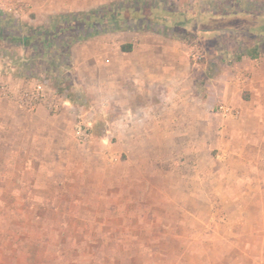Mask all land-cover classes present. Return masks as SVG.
<instances>
[{"label":"rangeland","instance_id":"rangeland-1","mask_svg":"<svg viewBox=\"0 0 264 264\" xmlns=\"http://www.w3.org/2000/svg\"><path fill=\"white\" fill-rule=\"evenodd\" d=\"M220 2L0 0V13L21 35L54 15L134 8L119 12L117 27L109 26L114 30L71 46L66 99L56 92L57 82L49 73L19 78L31 51L0 42V126L21 127L13 136L8 133L14 137V150L0 133V264H134L133 252L139 247L129 240L142 233L149 237L157 222L165 225L168 203L184 200L177 193H264V118H240V109H225L219 96L226 78L246 71L236 60L239 53L255 47L259 57L264 56V36L240 28L244 22L233 19L221 27L217 23L214 38L207 40L204 30L209 28L201 18L214 7L222 8ZM229 5L234 12L237 5ZM259 26L263 33L264 21ZM171 39L179 46L175 59L159 52V44H171ZM216 44L225 52H210ZM125 45L131 52L123 56ZM167 57L172 72L171 67L162 71L171 76L159 75V91L147 101H133L131 92L137 87L129 65L144 61L154 74L156 65H167ZM219 58L226 59L224 67ZM114 80L122 92L119 102L110 99ZM38 86L43 101L32 110L20 107L17 97L35 94ZM238 93L247 95L248 111L258 105L259 92L254 101L250 91ZM39 107L43 113L37 120L62 127V134L49 136L43 127L33 133L37 120L32 116ZM5 112L14 116L1 118ZM78 116L87 125L84 142L74 135ZM225 126L237 129L229 146L236 147L234 156L241 164L234 160L220 166V151L205 150ZM191 127L193 132H187ZM52 137L58 149L49 147ZM36 156L47 160L41 166L18 164L20 157L32 161ZM139 223L146 228L141 230Z\"/></svg>","mask_w":264,"mask_h":264},{"label":"crops","instance_id":"crops-1","mask_svg":"<svg viewBox=\"0 0 264 264\" xmlns=\"http://www.w3.org/2000/svg\"><path fill=\"white\" fill-rule=\"evenodd\" d=\"M222 1L224 2L222 8L220 7L218 9V7H214L213 11L208 10L204 12L202 16L203 19L201 18L203 24H207L208 27H206L209 28L204 30V34L209 36H207V40L211 41L212 38H214L213 28L216 27L215 25L217 23H219V27H221V24L226 25V22L230 23L232 22L230 20L233 19H240L244 22L240 28H247V30L249 29L252 33L257 31V35L264 36V30L262 31L263 33H259V22L260 20L264 21V0H249L246 3L244 2L245 0H242L243 3L241 4L238 3L240 0H233V2L236 1L237 3L221 0L219 3L220 6ZM229 4L237 5L234 12L230 11ZM241 6L245 8L242 9ZM251 35L254 36V34ZM174 36L177 37V34H171L172 39H174ZM219 37L221 38L220 35ZM172 39L171 44L170 42L167 44L165 43L166 45H164V42L160 43L159 52L172 54V58L175 59L178 55L179 46L175 44ZM216 46L219 47V44H216L210 52L216 55L217 53L225 52L222 45H220L219 49H217ZM252 48L248 49V51L246 50V52L244 50L245 53H242V55L247 54V52L253 53L255 47ZM129 52H123V56ZM239 55L241 54L239 53ZM165 59H167V65H156L157 67L155 66V69H153L155 70L154 74L148 73V68L144 61L137 60L129 65V75H132L133 85L137 87V89L135 88L131 92L133 101H147L148 98L151 97L153 91H159V75L171 76L167 73L163 74V67H171L167 69L172 72L170 59H168V57ZM219 59V65L224 67L226 59ZM236 60H238L239 63L242 62L240 67L245 68L246 71H241L236 78L230 80L229 77L228 79L225 76L223 77L224 80L226 78V81H224V84H222L220 88V100L225 104V109L231 108L229 106L239 108L240 111H237V115H239L240 118L247 116L264 118V116L262 117V115H264V56L251 59L245 55ZM157 64H159L158 61ZM126 66L127 65H125V67ZM159 67H161V72H159ZM185 69H187L186 65H184V70ZM173 70L177 71L178 74L180 69L173 68ZM137 72H139V74H137ZM110 75V77H114L111 79H115L117 76L116 73L112 71ZM112 88L114 94L110 99L114 102H119L122 95L120 93L122 92L117 91L115 80L112 84ZM242 90L251 92L252 101H254L257 92L260 93L259 99L261 103H259L258 99V105H253L252 111L246 109L247 106L245 104H247L248 101L247 95L245 98H242V93H238ZM211 99H213V97H211ZM42 113L43 108L39 107L32 118L37 120ZM2 114L1 118H4V114H8L9 116L12 115L11 117L14 116L13 113L10 114L9 112ZM198 114L200 115L201 113ZM230 114H232V111ZM54 120L55 118L49 119L50 122ZM34 127L37 129L34 130L33 133L41 131V127H43L44 133L49 134V136L62 134V127L48 126L47 123L43 126L38 120ZM237 127L238 125L235 128ZM19 128L20 129L7 127L6 125L0 126L1 140L6 144L11 141L13 144H11V150H14L15 142L14 137L11 139L8 137V133L13 136L18 132L17 130H21V127ZM193 130V127H191L187 132H193ZM236 130L237 129H229L225 126L219 132L220 137L215 140L213 138L212 143H210L209 146L207 145V149L205 148V150L210 152H212V150L220 151V158H216L220 166H229L234 160L235 162L240 161V163L238 162L239 164L242 162V160L238 159V156H234V154L237 155V152H235L236 147L233 146V148H230L229 146L230 140L233 138L232 136L237 134ZM224 137H228L227 141ZM54 138L55 137H52L53 142L49 147L52 148L54 145L55 148L58 149L59 144L55 142ZM7 145H5L6 149ZM20 158H22V161L20 160L21 163H18L15 162L16 158L14 159V157H12V164L15 165L18 163L41 166L43 162L45 163L47 160L43 159L44 161L42 162L38 156L33 157V159L31 158L32 161L27 157ZM211 160L207 159L206 161L212 164ZM26 161H28V163ZM179 179L178 177V180ZM203 179L205 178L203 177ZM177 194L179 197L184 198V200H173L168 203L169 208L167 207L165 211H169V219H167L165 225H160L157 222L154 229L151 227V232L148 234V236L150 235L149 237H145V234L142 233L140 237H134L129 240V245L139 247L133 252L137 254V256L133 257L134 264H264V193ZM140 225L141 230L146 228V224L141 223Z\"/></svg>","mask_w":264,"mask_h":264},{"label":"trees","instance_id":"trees-1","mask_svg":"<svg viewBox=\"0 0 264 264\" xmlns=\"http://www.w3.org/2000/svg\"><path fill=\"white\" fill-rule=\"evenodd\" d=\"M104 9H94L87 12L64 13L51 16L47 22L38 27H29L25 34L15 33L13 26L9 28V20L0 13V42L6 46L29 49L32 55L21 64L19 78L23 80L37 79L41 73H49L50 79L57 82L56 92L65 95L68 89L67 69L70 67L69 51L73 44L92 39L98 35L114 30L109 26L117 27L119 12ZM138 18V17H137ZM110 28V29H109ZM123 52H129L130 46L121 48ZM247 52L246 56L251 59L259 56L258 50ZM245 55H237L240 59Z\"/></svg>","mask_w":264,"mask_h":264},{"label":"built area","instance_id":"built-area-1","mask_svg":"<svg viewBox=\"0 0 264 264\" xmlns=\"http://www.w3.org/2000/svg\"><path fill=\"white\" fill-rule=\"evenodd\" d=\"M44 97V91L40 86H38L35 94H21L17 97V102L20 107L27 110H32L38 101H43ZM77 119L78 120L74 125V135L78 141L84 142L87 139L86 121L82 120L80 116H78Z\"/></svg>","mask_w":264,"mask_h":264}]
</instances>
